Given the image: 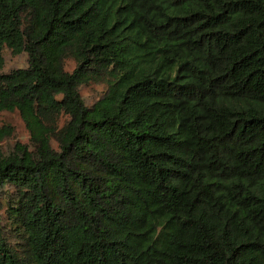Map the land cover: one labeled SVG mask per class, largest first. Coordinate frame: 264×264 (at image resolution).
Masks as SVG:
<instances>
[{
	"label": "trees",
	"instance_id": "16d2710c",
	"mask_svg": "<svg viewBox=\"0 0 264 264\" xmlns=\"http://www.w3.org/2000/svg\"><path fill=\"white\" fill-rule=\"evenodd\" d=\"M2 111L0 264H264V0H0Z\"/></svg>",
	"mask_w": 264,
	"mask_h": 264
},
{
	"label": "rangeland",
	"instance_id": "374dc122",
	"mask_svg": "<svg viewBox=\"0 0 264 264\" xmlns=\"http://www.w3.org/2000/svg\"><path fill=\"white\" fill-rule=\"evenodd\" d=\"M2 56L4 62L1 71L3 72L27 66V55L24 52L15 55L8 47L4 46L2 49ZM74 67L75 62L73 59H65V70L71 71ZM105 89L106 84L104 82H90L81 85L79 87V93L84 103L86 105H90L93 101L100 97ZM1 124H9L12 127V133L10 136L1 142L2 150H10L16 142L26 144L29 142V133L17 111H2L0 113V125Z\"/></svg>",
	"mask_w": 264,
	"mask_h": 264
}]
</instances>
